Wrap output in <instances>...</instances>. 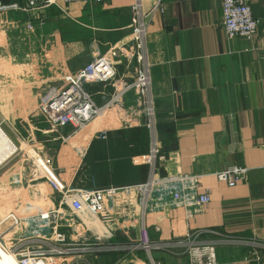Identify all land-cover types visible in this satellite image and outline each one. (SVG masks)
Masks as SVG:
<instances>
[{"label": "crops", "instance_id": "crops-1", "mask_svg": "<svg viewBox=\"0 0 264 264\" xmlns=\"http://www.w3.org/2000/svg\"><path fill=\"white\" fill-rule=\"evenodd\" d=\"M246 1L261 22L251 40L226 38L222 0H163V12L153 16L144 52L162 159L155 173L160 185L144 204L139 186L149 177L143 163L149 138L134 93L126 122H115L105 140L93 124L69 140L70 127L48 133L40 111L47 90L66 87L93 58L117 48L125 57L111 59L115 81L132 80L141 65L133 58L131 0L3 15L0 130L20 152L0 166V209L32 220L13 231L16 239L30 240L35 229L45 249H72L67 264H187L181 247L132 248L144 240L166 245L200 230L215 243L217 264H264V0ZM151 5L144 0V11ZM113 89L111 83L86 86L98 105ZM27 148L67 190L113 189L105 202L108 220L94 209L72 213L47 180L36 178L40 170ZM231 167L247 175L227 188L215 174ZM183 177H197L198 188ZM204 192L211 201L203 208L196 199ZM57 210L64 244L55 241L51 225L34 228L41 212ZM70 218L75 223L67 228Z\"/></svg>", "mask_w": 264, "mask_h": 264}, {"label": "built area", "instance_id": "built-area-1", "mask_svg": "<svg viewBox=\"0 0 264 264\" xmlns=\"http://www.w3.org/2000/svg\"><path fill=\"white\" fill-rule=\"evenodd\" d=\"M111 0H25L23 3L5 4L0 1V36L5 32L6 27L3 25L2 17L8 13L28 14L38 10H44L51 7H67L75 4H92L102 5ZM131 35L134 47L138 51L134 59L141 68L135 73L131 81L119 79L115 81V67L111 59L125 57V53L119 48L109 51L105 56H97L84 66L76 75L68 79V85L62 89H49L40 99V111L45 116L49 129L48 133L55 134L63 127H70V138L79 137L82 132L91 124L96 130V137L100 140L107 138L110 127L115 122L125 123L130 115L127 107L129 95L135 94L141 101V113L146 118L145 128L149 138V148L143 158V163L148 167L149 177L147 183L139 186L142 193L144 204L153 187L160 185L155 177L156 166L161 158V145L156 131V113L154 99L150 91L149 65L145 58V36L148 26L156 13L163 12V0H152V5L148 11H144V0H131ZM260 20L253 17L251 7L246 0H222L221 3V27L228 40L234 38H244L251 40L255 37L260 26ZM5 28V30H4ZM27 30H32L30 22L25 24ZM113 84V92L106 97V100L98 105L94 96L86 90V86ZM76 146V144H73ZM14 153H19V148L14 145ZM35 157L34 163L37 169L38 156L30 150ZM44 170V169H43ZM37 179H45L51 187L62 196V202H66L72 213L77 214L84 209H94L108 220L105 210V202L112 197L113 189L105 191L98 190H67L49 170L37 172ZM247 170L242 168L231 167L215 174L218 182L227 188H234L245 181ZM179 180L190 181L193 188L197 189L199 179L197 177H183ZM175 199H180L178 194L174 195ZM210 195L207 192L197 196L196 205L206 207L210 203ZM1 207V206H0ZM1 210V209H0ZM3 217L0 226L8 223L0 234V264L5 259L13 261L15 264H67L65 257L71 253L72 249L67 247H43L46 243L39 242L35 235L38 232L34 229L32 238L16 239L14 230L30 217L26 213L18 210H10L1 213ZM37 219L39 224L34 223V228L51 225L52 234L57 243L64 244V237L59 234L61 227V216L59 210L41 212ZM65 221V220H64ZM75 223L70 218L65 221V227L71 228ZM8 236V237H7ZM203 231H189L180 240L173 241L166 245H152L148 241H143L133 247V250L141 249L148 252L150 247H181L180 254L186 257L187 264H217L215 243L204 240ZM34 241L38 243L33 246Z\"/></svg>", "mask_w": 264, "mask_h": 264}, {"label": "bare ground", "instance_id": "bare-ground-1", "mask_svg": "<svg viewBox=\"0 0 264 264\" xmlns=\"http://www.w3.org/2000/svg\"><path fill=\"white\" fill-rule=\"evenodd\" d=\"M14 151H15L14 144L0 130V166L13 155ZM37 160H38V166L42 172H44V170L50 171V169L46 166V164L41 158H37ZM2 220L3 217L0 215V223L2 222ZM1 264H15V263L9 259H5L4 261L1 262ZM39 264H44V263H39Z\"/></svg>", "mask_w": 264, "mask_h": 264}, {"label": "rangeland", "instance_id": "rangeland-1", "mask_svg": "<svg viewBox=\"0 0 264 264\" xmlns=\"http://www.w3.org/2000/svg\"><path fill=\"white\" fill-rule=\"evenodd\" d=\"M31 149L30 148H27V151L30 153V155H32L33 153L30 151ZM17 154V153H16ZM16 154H13L12 156H15ZM33 157H35L34 155H32V159L35 161V159L33 158ZM39 175H37V177H38ZM36 177V176H35ZM1 213H3V210L1 209L0 210V215H1ZM9 226V224L8 223H5L3 226L1 225L0 226V234H1V232L6 228V227H8Z\"/></svg>", "mask_w": 264, "mask_h": 264}]
</instances>
